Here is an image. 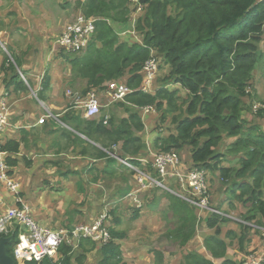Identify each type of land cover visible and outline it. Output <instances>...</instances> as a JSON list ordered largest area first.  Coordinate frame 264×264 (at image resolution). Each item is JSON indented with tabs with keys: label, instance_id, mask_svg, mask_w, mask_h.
I'll return each mask as SVG.
<instances>
[{
	"label": "trees",
	"instance_id": "obj_1",
	"mask_svg": "<svg viewBox=\"0 0 264 264\" xmlns=\"http://www.w3.org/2000/svg\"><path fill=\"white\" fill-rule=\"evenodd\" d=\"M79 7L82 15L96 20V33L88 48L80 53L56 48L54 53L60 59L65 56L62 52L69 54L65 59L71 73L77 82L85 85L80 92L82 97L86 98L90 91L103 92L111 82L122 83L134 93L129 94L124 102L111 106L109 112L102 111L98 118L85 119L81 110L76 111L74 105H70L64 114L53 112L57 120H46L40 125V132L25 133L27 137L21 139H4L1 149L6 154L7 174L13 176L23 163L27 169L33 170V163L28 159L34 155L33 144L40 147L46 139L58 155L71 153L70 148L73 152L80 150L89 166V175L100 172L97 166L101 165L106 180L119 178L126 184L116 190L119 200L115 205L131 209L132 220L138 219L144 210L148 214V210L156 213L160 219L166 218V237L176 248L192 246L193 242L203 238L206 255L197 246H192L193 250L183 257V264H243L244 260H237L234 254L239 250L246 259L256 251L251 246L252 228L241 223L229 226L237 220L227 217L232 215L222 210L227 204L226 210L239 211L243 221L264 226V109L253 112L252 106L246 103L252 98L247 89L252 86L254 72L263 55L260 44L264 40V1L147 0L135 24L142 43L126 39L123 42L116 29L119 25L128 26L133 19L130 0H87L80 2ZM56 38L58 36L53 39ZM8 52L10 57L5 55L0 62L4 90L17 96L29 93L30 88L17 70H22L27 79L23 68L27 53L18 56L10 47ZM30 52L28 50V55ZM153 56L159 62V75L160 70H165L166 74L160 80L162 86L154 95H149L142 93L141 87L145 63ZM27 81L33 89L31 79ZM72 82L64 79L61 84L69 86ZM172 85L176 88H169ZM178 86L188 93L180 105ZM51 90L52 77L46 72L40 89L34 91L41 102L50 103L48 94ZM147 107L156 109L157 114L151 115L153 119L160 116L165 122L171 114L176 125L171 133H164V129L159 133L154 130L158 135L153 142L156 154L189 149L193 168L215 171L214 181H222L219 182L228 195L219 199L221 204L212 206L226 216L206 212L199 219L194 206L174 192L161 188L155 190L162 192L165 200H160L154 190L137 194L143 203L141 209L127 198L139 190L138 181L135 173L121 165L111 153H115L114 148L120 145L118 156L142 167L139 160L148 159L150 155L148 139L143 135L146 129L143 108ZM29 119L34 121L32 116ZM58 159L63 164L67 157L59 156ZM235 162L239 165L230 166ZM44 165L47 166L46 162ZM54 165L58 162L54 161ZM142 168L146 171L151 167ZM60 169L58 175L61 177L79 175ZM146 172L158 175L153 168ZM100 178L92 176L90 180L96 183ZM166 184L174 183L168 180ZM106 213L111 218L107 225L111 240L100 245L90 239H81L76 252L83 249L87 254L99 247L98 264H127L122 243L128 239V233L117 228L121 225L120 218H115L112 224L116 208ZM199 227L205 230L203 234L199 233ZM10 236L14 241L8 250L13 257L18 232ZM59 251L58 262L45 259L42 263L27 264H74L84 257L81 253L78 256L67 245ZM153 254L158 263L163 262L161 253L155 250Z\"/></svg>",
	"mask_w": 264,
	"mask_h": 264
},
{
	"label": "rangeland",
	"instance_id": "obj_2",
	"mask_svg": "<svg viewBox=\"0 0 264 264\" xmlns=\"http://www.w3.org/2000/svg\"><path fill=\"white\" fill-rule=\"evenodd\" d=\"M16 1L21 8L20 19H18V16H15V18H13L14 16L11 17L8 16L10 19L6 18L7 20L5 19L4 21V16L0 15V27L2 28V30L11 31L13 34L11 37L5 34H1L2 30L0 29V37L2 38L3 36V39L6 41L4 42V46L7 48V50L8 47L13 49V51L16 54L21 52V49H25V50L27 49L31 51L30 55H27V57L30 56V59L28 60L29 63L32 60H37L39 57H43L42 59L48 57L47 60H43L42 63L34 62L33 64H30L31 72L35 73L34 76L39 84L42 81L43 75L46 72L51 74L53 77L56 76L58 82H63L65 79L64 76L68 80L73 81L69 86L68 85L64 86L63 89H61L60 87L59 89L56 90V92L53 93V95L57 97L58 91L61 89L60 90L62 92L61 96L68 100L67 103H65L66 107L64 109L60 108L61 106L57 104L58 99L53 101L55 102L54 104L55 106H52L51 103L40 102V100L37 97V93L33 94L31 90L29 91V93H24L19 95V97L24 98V108L28 110L26 111L28 118L31 117L30 114L37 105L40 111L36 115L37 112L36 110L35 117L32 118L33 120L35 119L40 120L42 117L41 118L39 117L43 116L45 113H47V111L51 112L52 110V112L54 113L64 112V110L68 106L74 105L76 98L79 96V93L82 92V89L85 86L84 83L77 82V79L75 78L74 74L71 73V67L65 59V56H68L69 54L62 52L65 54L64 56L65 60L60 59L57 56H54L55 53H52V51L47 56L48 53L47 49L50 46L49 45L50 34H57L59 32V34L57 35L59 37L64 31V29L67 27V25L71 21H73V18L76 17V15L82 13L79 7L80 0H16ZM12 19L13 20L15 19L16 20L15 25H19V26H12V22H13ZM134 20H136V18H134ZM132 26L133 24L130 23L128 26H119L120 28L119 29L116 28V29L117 32L120 34V38L123 42L126 39L129 41H133L135 43H139L141 42L140 38L139 40H136L133 35H130V32L133 30ZM134 30L137 33L135 28ZM22 32H26V35L22 34ZM260 51L263 54L262 58L258 63L256 70L254 72L252 86H250L247 89L248 94L251 95L252 98L248 99L246 103L249 106H252L251 110L253 112L257 111L255 106L263 107L264 105V40L260 44ZM5 55L7 54H4V56ZM59 55L62 54L60 53ZM7 56L10 57V54ZM66 73L67 75H65ZM28 74L29 73H27V79L30 78ZM165 74H166L165 70H160V75L158 74L159 77L157 79V88H160L162 86L160 80L161 78H163ZM169 88L175 89V86L172 85L169 86ZM179 90L181 92L180 94L181 98L180 101H178V105H180L184 99H187L188 96L186 90H184L181 87H179ZM96 92L98 93L97 95L100 97V100L102 101L104 106L106 103L105 90L103 92L102 91H96ZM70 93H73L74 95H76V97L70 96ZM86 98L83 100L85 101ZM7 105H9V103ZM14 108L15 106L12 108V111ZM75 110L80 111V109L77 108H75ZM102 111L104 113L106 109H103ZM159 118L160 116L153 119L154 123L156 124L155 125L156 127H153L152 130H150V132L155 134L154 130L159 133L161 129H164L166 131V132L163 131L164 133H171L176 126L173 121V115L168 114L165 122H162L161 118L160 119ZM255 119L257 118L255 117ZM28 121H31V119H29ZM153 136L149 138V142L152 143V146L154 140L156 139L155 137L152 138ZM53 149L54 147H51V144L47 148L46 145H43L42 148H39L37 145H35L33 147V152L36 154V156H33L34 160H40L41 158H43L46 160L47 166L42 164L43 166L40 167L41 171L39 175L36 172L34 173V171H31L29 168L27 169V167L23 163L19 167V174L17 175L23 177L25 180L30 181L29 185L26 188L24 185L23 191H25L26 194H24L23 198L26 200V203L32 209V218L36 223L43 225V227H48L51 229H60L65 227H76L80 225L93 224L106 212H111L114 208H116V214L115 215L112 214V224L114 225L115 218H120L121 225L118 226L117 228H119L120 231H126L128 233V236H130V240L128 242L124 241L122 243L123 249L126 248V244L131 246V244L134 242V239L136 238L137 235L136 230L138 229L139 226L147 227V226L164 224V219H162V223L161 221L157 223L154 217H149V216L145 217L147 212L144 213V215L141 212L140 213L141 216L138 219L132 220L133 213L131 212V209H127L122 205H119V207L115 205L116 201L119 200L117 191L115 190L105 191L101 189V187H96L91 189V186L89 185V179L92 176H100L98 171H95V173L93 172L94 173L93 175H89V174L85 175L87 173H84L83 171H78L80 174L73 177L76 178V182L78 179L83 180V182H79V183L75 182L74 185L73 184L63 185L60 181H56L55 179L60 178L61 176L58 175V173L55 174L53 173L55 171L53 162L55 161L54 158L59 157L60 155L56 154V152L52 153ZM162 154H167V153H162ZM176 155H177L176 159L179 161L180 172H185L184 169H188V167L192 166L190 163L189 149H184L179 153L177 152ZM68 157L69 155L65 160L67 162H69L70 160V158ZM225 158L226 157H224V162L226 165H228L225 161ZM70 163H72L73 165L70 164L69 167L63 166L60 169V171L64 172L66 168L74 170V168H77L78 166L79 167L82 166V161H77V163H73L70 160ZM237 165H239L238 162L230 164V166H237ZM100 166L101 165H98L97 168L100 169ZM208 171L209 173H207V177L209 179L207 178V188L210 196L212 197V202H210V204L211 205L215 203L221 204L219 202V199L221 198L225 199L228 193L226 192L225 187L220 183L222 181L220 180H219L220 182L217 180L214 181L215 175L213 174V172L215 171L212 170H208ZM123 175H126V173L124 172ZM48 177L52 178L55 181L53 183L49 182ZM23 178H21L22 182H24ZM115 181L122 183V186L126 187V184L123 181H121L119 178L118 180L116 179L110 180L109 178V180H106L105 183H113ZM165 185L172 192L183 194L181 188L175 183L165 184ZM4 187L6 186L4 185ZM4 187L0 188V194L5 199V204H4L5 206L11 204L12 199L16 200V197L10 194L7 190H5ZM155 189H159V188H155ZM155 189L153 190L157 192L158 195L157 197L160 200L163 199L165 200L162 192ZM106 192L108 193V201H105ZM227 207H228L227 204L223 205L222 211H224L225 213H229V215H232L237 220V222L233 221L235 224L233 223L230 224L229 226L231 225L236 226L238 223H240V221H243L241 219L242 217L240 216L239 211L230 210L229 212V210H226ZM250 224L254 225L253 227L258 226L254 222ZM166 227L168 228L167 221H166ZM204 232L205 230L202 227H199V233L203 234ZM253 233L256 234L257 238L255 239L256 243L252 244V248L256 249L257 251L259 250L260 242L262 244V232L259 229H253ZM156 240L159 245L160 244L159 239L157 238ZM156 240L152 236L149 242H144V249L147 250V253L152 248L150 242H152L154 246ZM168 240L169 239H167V241ZM170 243L171 241L168 242L167 244L171 246ZM163 244L164 243H162V245ZM192 246L194 248H196L197 246L199 251L202 252L203 255H206L205 247L204 248L202 247L200 241L196 243L193 242ZM192 246L185 248H181V247L176 248V246H173L171 249L172 254L168 255L167 259L170 260L171 264H180L181 262H183V257L185 256V254L193 250ZM127 259L129 260V264H133L131 262L130 257L129 258L127 257ZM58 261L59 260H57V262Z\"/></svg>",
	"mask_w": 264,
	"mask_h": 264
},
{
	"label": "built area",
	"instance_id": "obj_3",
	"mask_svg": "<svg viewBox=\"0 0 264 264\" xmlns=\"http://www.w3.org/2000/svg\"><path fill=\"white\" fill-rule=\"evenodd\" d=\"M264 1V0H263ZM132 8L136 10L138 15L143 10L142 0H130ZM135 21L133 20L132 31L137 40L138 34L134 30ZM136 29V28H135ZM96 33V20L79 16L73 20L62 32V34L54 40L56 48H63L68 53H80L88 48L92 37ZM3 48V47H2ZM159 62L153 56L144 66V84L141 91L144 94L154 95L157 91L156 81L158 78ZM25 79V77L23 76ZM134 93V90L128 86L111 82L105 90V98L108 105H113L119 102H124L129 94ZM95 91H90L84 101L81 94L76 98L74 107L82 109L84 117L87 119L98 118L102 112L103 104L100 97ZM3 95L7 96L3 92ZM70 96L76 97L73 93ZM7 101L0 97V133L8 126V105ZM256 110L264 109L263 107L255 106ZM144 113L155 114L154 107L143 108ZM256 111V112H257ZM49 118L55 119L52 112L47 111L46 114L38 121L39 125L45 124ZM0 140V182L16 196V205L8 208L5 213L0 215V236H9L18 232L17 243L13 248V258L16 264L27 263H42L45 259L57 262L60 259V248L63 245L76 250L79 247L81 239H90L100 245H105L111 240V234L108 230V222L111 219L108 213L102 215L93 224L80 225L76 227L51 229L43 227L36 223L32 218V209L19 196V185L7 174L9 170L5 156L2 152ZM116 149V148H115ZM112 157H117L111 153ZM176 153L161 154L155 157L154 168L159 173L158 177L144 172L138 166L133 165L127 159H118L121 164L128 167L136 173V178L139 185V190L128 195V199L134 205L141 209L143 204L137 196L140 192L161 188L166 191H171L166 187V181L172 180L178 183L182 193H176L177 196L187 201L190 205L197 209L199 219L206 213L226 216L221 210L212 206L211 196L207 188V173L201 169H192L190 171L180 172L179 161L176 159ZM142 164H146L145 160H141ZM161 180V181H160ZM172 192V191H171ZM236 220L233 216H227ZM244 225H248L253 229H259L262 232V244L258 251L250 254L244 260L243 264H264V226L253 227L250 222L240 221Z\"/></svg>",
	"mask_w": 264,
	"mask_h": 264
},
{
	"label": "crops",
	"instance_id": "obj_4",
	"mask_svg": "<svg viewBox=\"0 0 264 264\" xmlns=\"http://www.w3.org/2000/svg\"><path fill=\"white\" fill-rule=\"evenodd\" d=\"M82 1L86 2L87 0H80L79 3L82 2ZM20 13H21V8H20V5L17 4L16 0H0V15L4 16V21H5L6 18H9L11 16H14L13 18H15V16H18V19H20L21 18V14ZM81 15H82L81 13L76 15V17H74L73 20H75L77 17H79ZM82 16H84V15H82ZM15 23H16V20L14 19L13 22H12V26H19V25H15ZM119 26H121V25H119ZM119 26H117L116 28L119 29L120 28ZM0 29L2 30L1 27H0ZM55 33H57V32H55ZM1 34L8 35L9 37H11L13 35L11 31H7V30H2ZM22 34L26 35V32H22ZM58 34H59V32L57 34H50V36H51V37L49 36L50 37L49 38V45L50 46L47 49V52H48L47 56L51 53V51H52V53H54V51L57 50L56 47H55L53 38L55 36H57ZM51 39H53V40H51ZM4 42H6V41L3 39V36H2V38L0 37V45H2V47H3L1 49V52H0V62L1 63L4 60V57H3L4 54L3 53L9 55V52H8L7 48L4 46ZM50 47H52L51 50H50ZM19 53H20V55L23 54V53H27V55H28V50L27 49L26 50L25 49H21V52H19ZM19 53L17 54L18 56H19ZM54 56H56V54ZM29 57L25 58V64H24L23 68H24V70L27 73H29L28 75H29V77L31 79V82L33 84V88H35V90H39L40 89V84L38 83V81H36V78L34 76L35 73L31 72V65L30 64H33L34 62L42 63V61L43 60H47L48 57L45 58V59H42L43 57H39L37 60H32L30 63L28 61L30 59ZM65 75H67V73ZM54 76H55V74H54ZM3 78H4V74L0 70V97H3V99L9 103L8 112H7V116H8L7 118H8V124L9 125L6 126L2 130V132L0 133L1 142H3L4 139L7 140L9 138H18V139H21V138H24V137L26 138L27 135H25V133H30V134L31 133L32 134L35 133L36 134V133L40 132L41 130H38L39 128H41V126L38 124V120L39 119L38 120L35 119L34 121H28L30 117L28 118V115H27V112H26L28 110H26V108H24V98H21V97L17 96L14 93L10 94L8 91L6 92L4 90V86H3ZM65 79H67V78H65ZM63 84L64 83L61 84V82H58V80L56 79V76L55 77L52 76V90L49 92L48 98H49V102L52 104V106H55L54 105L55 102H53V101L58 99V103L57 104L61 106L60 108L64 109L66 107V104H63V102L64 101L67 102L68 100L67 99L64 100L63 97L61 96L62 92L60 90L63 89V87H64ZM60 87H61V89L58 91L57 97H55L53 95V93L56 92V90L59 89ZM30 90L32 91V93L35 92L34 89H32L31 87H30ZM3 92H5L7 94L6 98L3 95ZM113 105H115V104H113ZM113 105H108V102L106 100L104 108L106 109L107 112H109L111 110L110 109L111 106H113ZM14 106H15V108L12 111V108ZM36 110H37V112H36ZM65 110H64V112H61V113L64 114L66 112ZM80 110L83 112L82 109H80ZM39 111L40 110H39L38 106L36 105L35 109L31 112L30 116L35 117V112H36V115H37L39 113ZM11 112H13V113H11ZM23 113H24V115H23ZM22 115H23V117L21 118L20 116H22ZM151 115H153V114L152 113L146 114L143 111V116L142 117H144L143 121H144V124L146 126V129H145V132L143 133V135L148 140L153 135L154 136L152 138L158 137V135L156 134L155 131H154L155 134L150 132V130H152V128L155 127L153 125V123H154L153 116H151ZM41 117L42 116H40L39 118H41ZM21 130H24V132H22ZM57 136H58V134H57ZM29 137L30 136H28V138ZM52 138L54 139V137H52ZM55 139H56V137H55ZM48 140L49 139H46V141H48ZM46 141H42L40 143V147L39 148H42L43 145H46V148L49 147L50 144H48ZM35 145H37V144L34 143L33 147ZM148 150L150 152H154V148L152 146V143H150V142L148 143ZM70 151H71V153L70 152H65L66 154L63 153L60 156H66L67 157L69 155L68 158H70V160L73 163H77V161H82V166L81 167L78 166L77 168H74V170L66 168V170L64 172H68V171L69 172H77V173H79L78 171H83L84 173L89 172V170H90L89 166L87 164H85V162H84L85 158L80 154V150H76L75 152H73V148H70ZM54 152H56V149H53L52 153H54ZM22 153H24L23 148H22ZM34 155L36 156L35 153H34ZM28 159H29V161H31L33 163V165H32V169L33 170H31V171H34V173L36 172L37 174L40 175V171H41L40 167L45 164L46 160L43 159V158H41L40 160H34V157H32V158L28 157ZM54 159H55V161H58V165H54V169H55V171L53 172L54 174L55 173H59L58 169H60V166L69 167L70 164H72V163H70V160H69V162L64 161V163L61 164L62 163V162H60L61 159H58V157H55ZM33 161H35V162H33ZM102 170H103V166H100V172H98V173H99L101 178L96 183H95L94 180H90L89 179V185L91 186V189L96 188V187H101V189H103L105 191H108V190H111V191L115 190L116 191V190H118V189H120L122 187V183H120L118 181H115L113 183H105L106 180H105L104 177L106 175H104L102 173ZM18 174H19V168H17L15 170L13 178L17 181V184L19 185V190H21L20 195L24 196V194H26L25 191H23L24 190V185H25V188H26L29 185L30 181L29 180H25L21 176H17ZM88 174L89 173H87L85 175H88ZM96 177H99V176H96ZM21 178H23L24 182L21 181ZM48 179H49L48 181L52 182V183L55 180L56 181H60L63 185H68V184H73L74 185L75 182H76V178L73 177L72 175H69L68 177H60V178H57L55 180H53L50 177H48ZM79 182H83V180L78 179L76 183H79ZM103 183H105V184H103ZM4 185H5L4 183L0 182V188L4 187ZM4 188L10 194H12L7 187H4ZM152 200H153V198H152ZM105 201H108V193L107 192H106V196H105ZM4 204H5V199L0 194V215L5 213V211L8 208L14 207L16 205V200L12 199L11 200V204H9V205H5L4 206ZM162 205H163V207L165 206L164 203H162ZM148 212H149V214L147 213L145 215V217H148V216L149 217H154L156 219L157 223L160 222V221L162 223V217L160 219L156 213H153L150 210H148ZM144 213H146L145 210L143 211V215H144ZM168 215L170 216V214H168ZM40 221H42V220H40ZM166 221H167L166 218H164V224L163 225L159 224V225H155V226H147V227H140L139 226L138 227V229L136 230L137 231V235H136V238L134 239V242L131 244V246L126 244V248L123 249L124 258H125L127 264H129V260L127 259V257L128 258L130 257L131 262L133 264H171L170 260H168L167 257H168V255L172 254L171 249H172L173 246L172 245L169 246V244H167L168 242H170V240L167 241V237H166V234L168 232V228L166 227ZM152 236L155 238V240L158 238L160 244L158 245L157 240H156V243L154 244V246H153L152 242H150L151 245H152V248L147 253V250L144 249V242H149L150 238ZM256 238H257V236L252 234V236H251V239H252L251 246H252V244L256 243V240H255ZM129 240H130V236H128V239L126 240V242H128ZM172 242L173 241H171V243ZM162 243H164V244L162 245ZM98 248L99 247H97L96 250L85 254L83 249H80L79 253L76 252L79 249V247H78L76 250H74L75 253H77L78 256H79L80 253L84 254V257L79 259V261H75L74 260L75 261L74 264H98V262L100 260V254L98 252ZM122 248H123V246H122ZM155 250L163 255V262H161V263L157 262L156 258L154 257L155 254H153V251H155ZM234 255L236 256L235 258L237 260H242L243 257H244L243 253H241L239 250ZM180 264H183V262H181Z\"/></svg>",
	"mask_w": 264,
	"mask_h": 264
},
{
	"label": "clouds",
	"instance_id": "obj_5",
	"mask_svg": "<svg viewBox=\"0 0 264 264\" xmlns=\"http://www.w3.org/2000/svg\"><path fill=\"white\" fill-rule=\"evenodd\" d=\"M143 4V3H142ZM144 5V4H143ZM132 8V7H131ZM132 10H133V19L131 20V23L133 24V20H134V18H137V16L139 15H136L135 14V12H136V10L134 9V8H132ZM135 21V23H136V20H134ZM136 28V27H135ZM138 39L137 40H139V37H137ZM139 43H142V40H141V42H139ZM0 48L2 49V45H0ZM17 70H18V68H17ZM20 70V69H19ZM22 71V70H21ZM19 73V72H18ZM23 73V72H22ZM158 74H159V72H158ZM20 75V74H19ZM23 76H24V74H23ZM25 77V76H24ZM159 77V76H158ZM144 78H145V75H144ZM23 79V78H22ZM158 79V78H157ZM25 80V83H26V85L28 86V87H30V85H29V83H28V81L26 80V78L24 79ZM116 83H119V82H116ZM122 84V83H121ZM130 88V87H129ZM175 88H176V86H175ZM132 89V88H131ZM156 89L158 90L159 88H157V81H156ZM157 92V91H156ZM5 93V92H4ZM33 94H36V92H34ZM150 95V94H149ZM126 100V99H125ZM41 102V101H40ZM8 103V102H7ZM155 111H156V109H155ZM52 112V111H51ZM53 113V112H52ZM46 114V113H45ZM155 114H157V112L155 113ZM155 114H153V115H155ZM55 116V115H54ZM83 116H84V113H83ZM85 118V117H84ZM55 119L57 120V116H55ZM85 119H87V118H85ZM39 121V120H38ZM148 142H149V140H148ZM116 148V149H115ZM114 148V152L115 153H112V154H115L117 157L115 158V157H113V158H115V159H122V158H120L119 156H118V151H119V149H120V145L119 146H117V147H115ZM158 154H156L155 153V151L154 152H150V155H149V157H148V159H141V160H145L147 163L146 164H142L141 163V160H139L140 161V165L142 166V167H147V166H150L151 168L150 169H155L154 168V163H155V157L157 156ZM127 160H129L130 161V159H127ZM119 161V160H118ZM119 163H120V161H119ZM130 163H131V161H130ZM121 164V163H120ZM121 165H123V164H121ZM134 165V164H133ZM123 166H125V165H123ZM136 166V165H135ZM126 167V166H125ZM139 167V166H138ZM142 167H139V168H141L144 172H146V171H148V170H150V169H147L146 171L142 168ZM126 168H128V167H126ZM129 169V168H128ZM192 169H196V168H193L192 166L191 167H189L188 169H184V171H190V170H192ZM197 169H201V170H204L206 173H208V171L207 170H205V169H202V168H197ZM130 170V169H129ZM156 170V169H155ZM131 171V170H130ZM157 171V170H156ZM131 172H133V171H131ZM135 173V172H134ZM158 175H159V173H158ZM158 175H157V177H158ZM10 177H12L13 178V176H10ZM135 177H136V173H135ZM208 178V177H207ZM14 179V178H13ZM209 179V178H208ZM15 180V179H14ZM136 180H137V178H136ZM16 181V180H15ZM168 181V180H167ZM172 181V180H171ZM17 182V181H16ZM173 183H175V184H177L178 185V183L177 182H175V181H172ZM180 187V186H179ZM153 190V189H152ZM20 191V190H19ZM11 192V191H10ZM12 193V192H11ZM20 193H21V191H20ZM13 194V193H12ZM176 194V193H175ZM14 195V194H13ZM15 196V195H14ZM19 196L20 197H22L23 198V196H21L20 194H19ZM16 197V196H15ZM24 199V198H23ZM24 201L26 202V200L24 199ZM143 204V203H142ZM257 225V224H256ZM258 226H260V225H258ZM262 226V225H261ZM66 228H69V227H66ZM252 234H254V235H256L255 233H253V228H252ZM0 237H9V236H0ZM83 240H85V239H83ZM198 241H200L201 242V244H202V247L204 248V245H203V238H200V239H198ZM260 247H261V242H260V246H259V249H260ZM74 251V250H73ZM258 251V250H257ZM254 253V252H253ZM252 254V253H251ZM245 257H243V259L242 260H245L244 259ZM244 262V261H243Z\"/></svg>",
	"mask_w": 264,
	"mask_h": 264
},
{
	"label": "water",
	"instance_id": "obj_6",
	"mask_svg": "<svg viewBox=\"0 0 264 264\" xmlns=\"http://www.w3.org/2000/svg\"><path fill=\"white\" fill-rule=\"evenodd\" d=\"M147 0H142L145 4ZM20 76L23 78V73L18 68ZM24 80V78H23ZM25 81V80H24ZM14 241V237H1L0 238V264H16L14 258L9 254L8 246Z\"/></svg>",
	"mask_w": 264,
	"mask_h": 264
}]
</instances>
